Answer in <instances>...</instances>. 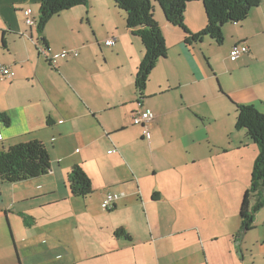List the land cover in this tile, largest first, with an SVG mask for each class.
<instances>
[{"label":"crops","instance_id":"crops-1","mask_svg":"<svg viewBox=\"0 0 264 264\" xmlns=\"http://www.w3.org/2000/svg\"><path fill=\"white\" fill-rule=\"evenodd\" d=\"M39 4L0 0V64L13 73L0 80V114L9 120L0 122V151L38 140L50 159L47 174L14 183L20 191L11 209L0 194L6 213L31 219L28 225L21 220L23 238L13 229L16 263L0 257V264H17L25 250L28 264H264V207L238 239L240 209L236 225L221 238L185 217L201 215L198 202L231 192L213 176L220 172L216 157L253 143L234 127L236 105L264 113V0L240 25H224L220 57L213 39L185 43L183 31L154 7L167 53L150 73L142 99L134 81L144 46L113 0H86L61 12L42 36L36 29ZM183 20L191 34L200 32L206 25L202 4L187 3ZM107 39L112 46L104 45ZM240 44L248 53L230 59ZM73 49L78 57L49 64V57ZM147 109L154 114L150 142L131 120ZM74 166L90 179L92 193L85 198L70 194ZM107 193L121 195L110 211L101 208ZM118 229L131 241L115 237Z\"/></svg>","mask_w":264,"mask_h":264},{"label":"trees","instance_id":"trees-1","mask_svg":"<svg viewBox=\"0 0 264 264\" xmlns=\"http://www.w3.org/2000/svg\"><path fill=\"white\" fill-rule=\"evenodd\" d=\"M166 21L178 27L185 34V43L199 42L209 36L219 46L223 44L222 28L225 24H239L245 21L249 12L260 5L261 0H155ZM86 0H40L36 29L43 35L49 20L63 11L85 4ZM116 7L125 13L126 27L137 35L144 46V56L135 76V88L139 98H143L150 73L159 59L165 58L167 49L159 25L153 17L151 0H113ZM200 2L206 18L205 27L191 34L184 25V12L187 3ZM44 42V39L40 40ZM236 130H245L247 137L258 147L251 174L239 210V230L234 238H241L252 229L253 219L264 207V113L253 106L236 105ZM0 122L9 124L8 118L0 114ZM50 170V159L45 145L32 140L19 143L0 151V182L18 183L38 178ZM68 187L74 197L85 198L92 193L90 179L79 166L72 167L68 175ZM108 194V193H107ZM118 201V200H117ZM115 205V203H114ZM113 205V207H114ZM113 207L110 209L112 210ZM108 210V211H110ZM24 225L31 219L21 215ZM114 236L131 241L123 229L115 231Z\"/></svg>","mask_w":264,"mask_h":264},{"label":"rangeland","instance_id":"rangeland-1","mask_svg":"<svg viewBox=\"0 0 264 264\" xmlns=\"http://www.w3.org/2000/svg\"><path fill=\"white\" fill-rule=\"evenodd\" d=\"M151 2L153 6L156 7L155 9H159L160 11L157 2L155 0H151ZM224 44L225 43H223L221 46H214L215 54L218 57L224 53ZM107 59H114V56L108 55ZM99 61L104 62V59L101 57ZM243 144L244 145L238 144L235 145V147H230L227 151L220 152V156L216 157V164L218 167H220V172H213V176L219 179L223 185L228 186L231 191L229 195L222 199L214 198L209 201H197L199 205L195 208L200 212L201 215L196 214L185 216L187 219H191V221H189L190 223L197 225L203 232H217L218 238L226 235L227 230L236 225L238 220V209H240L243 196L250 185L253 163L258 156L259 151L256 145L248 142L247 140ZM106 150L112 151L111 146L107 147ZM183 175H188V170H185ZM17 187L19 186H16L14 183H2L0 186L2 204L5 205L4 208L11 209V204L12 202L14 203V199L18 200L19 195H16L15 192L20 191V189ZM220 191L221 193L225 194L226 190L223 188ZM188 202L190 203L192 201L189 200ZM222 202H225V205H222ZM97 203L99 204V202ZM2 204L0 206H2ZM204 204H208V206L205 207ZM224 206L226 210L223 209ZM230 207L233 208V213H231ZM4 208L0 207V257H8V261L16 263L17 260H15L14 256L15 239L13 229L18 235L19 239L25 236L24 234L20 233V230H22V218L18 215L19 213H16L17 211H10L9 213H6ZM158 209L160 210V208ZM64 212V210H50L49 213L50 215L53 214L59 216L64 214ZM225 212L226 215L223 214ZM69 223L71 222L69 221ZM17 230H19V232ZM219 244L221 245V240L219 241ZM212 246L214 245H211V247ZM21 252L23 260L20 258L17 264H28L24 260L28 254L27 251L25 250ZM36 260L32 262L37 264Z\"/></svg>","mask_w":264,"mask_h":264},{"label":"built area","instance_id":"built-area-1","mask_svg":"<svg viewBox=\"0 0 264 264\" xmlns=\"http://www.w3.org/2000/svg\"><path fill=\"white\" fill-rule=\"evenodd\" d=\"M24 16H25V23L28 26H33L35 25V20L31 16V11L30 9L24 11ZM105 46H112L113 41L111 39H107L104 41ZM248 53V47L245 44H240L237 46H234L230 53H229V58L232 60L239 59L242 55H245ZM69 56L72 58L78 57V51L76 49L73 50H62L60 53L57 55H53L48 58V62L52 67H55L57 65V60L58 59H66ZM13 76L12 71L10 70L9 67L0 64V80L2 79H10ZM140 106V104L138 103ZM154 119V114L151 110H145L141 112H137L131 115V120L132 124L134 126H141L143 128V136L145 137L146 141H149V136H148V126ZM108 153H113V151H109ZM121 195L119 194H113V193H108L104 197L102 203H101V208L104 211L110 210L114 203L120 198Z\"/></svg>","mask_w":264,"mask_h":264},{"label":"clouds","instance_id":"clouds-1","mask_svg":"<svg viewBox=\"0 0 264 264\" xmlns=\"http://www.w3.org/2000/svg\"><path fill=\"white\" fill-rule=\"evenodd\" d=\"M146 140V139H145Z\"/></svg>","mask_w":264,"mask_h":264}]
</instances>
